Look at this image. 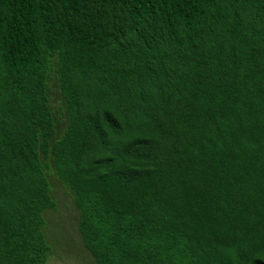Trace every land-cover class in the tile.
Wrapping results in <instances>:
<instances>
[{"label": "trees", "instance_id": "16d2710c", "mask_svg": "<svg viewBox=\"0 0 264 264\" xmlns=\"http://www.w3.org/2000/svg\"><path fill=\"white\" fill-rule=\"evenodd\" d=\"M53 184L95 264H264V0H0V264Z\"/></svg>", "mask_w": 264, "mask_h": 264}, {"label": "rangeland", "instance_id": "374dc122", "mask_svg": "<svg viewBox=\"0 0 264 264\" xmlns=\"http://www.w3.org/2000/svg\"><path fill=\"white\" fill-rule=\"evenodd\" d=\"M50 90L54 105H61L57 82L50 83ZM53 188L58 206L55 211L45 213V233L54 251L48 264H95L77 228L78 211L73 196L59 184H53Z\"/></svg>", "mask_w": 264, "mask_h": 264}]
</instances>
